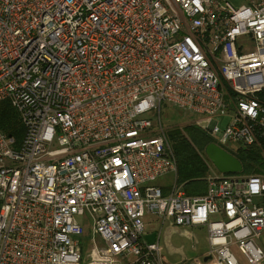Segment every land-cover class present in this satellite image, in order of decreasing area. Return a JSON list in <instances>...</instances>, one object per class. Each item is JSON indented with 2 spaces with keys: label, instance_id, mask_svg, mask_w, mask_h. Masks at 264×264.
<instances>
[{
  "label": "built area",
  "instance_id": "obj_1",
  "mask_svg": "<svg viewBox=\"0 0 264 264\" xmlns=\"http://www.w3.org/2000/svg\"><path fill=\"white\" fill-rule=\"evenodd\" d=\"M241 1L0 0V103L23 131L17 146L0 131V264H170L146 216L205 228L207 261L174 264L263 263L264 170L205 159V192L187 196L160 120L188 113L264 166V0Z\"/></svg>",
  "mask_w": 264,
  "mask_h": 264
},
{
  "label": "trees",
  "instance_id": "obj_2",
  "mask_svg": "<svg viewBox=\"0 0 264 264\" xmlns=\"http://www.w3.org/2000/svg\"><path fill=\"white\" fill-rule=\"evenodd\" d=\"M0 131L11 137L16 146L20 143L22 127L16 112L7 102L0 103ZM168 138L176 160V184L186 195H202L208 172L203 149L211 140L194 125L175 128L169 131ZM231 155L240 162L242 175L259 174L264 170L255 148H239Z\"/></svg>",
  "mask_w": 264,
  "mask_h": 264
},
{
  "label": "rangeland",
  "instance_id": "obj_3",
  "mask_svg": "<svg viewBox=\"0 0 264 264\" xmlns=\"http://www.w3.org/2000/svg\"><path fill=\"white\" fill-rule=\"evenodd\" d=\"M233 7L241 5V0H229ZM194 117L188 113L178 111L176 108L170 106H161L160 120L164 127H179L185 125H192ZM192 121V122H191ZM191 122V123H190ZM227 118H221L220 127H224ZM207 161L208 159L205 158ZM209 162V161H208ZM212 170H216L209 162ZM217 173V171H216ZM218 174V173H217ZM174 178L172 175H166L157 179L154 184L170 185L173 184ZM155 230L159 232L158 245L162 257L168 262H178L181 256L190 258L189 260H200L202 254L207 251V243L205 240V228H169L167 224L160 228V224H154ZM160 230V231H159ZM189 233V234H188ZM87 236V235H86ZM90 243L85 240L83 243L82 253L85 256L90 250ZM179 251V253H178Z\"/></svg>",
  "mask_w": 264,
  "mask_h": 264
},
{
  "label": "water",
  "instance_id": "obj_4",
  "mask_svg": "<svg viewBox=\"0 0 264 264\" xmlns=\"http://www.w3.org/2000/svg\"><path fill=\"white\" fill-rule=\"evenodd\" d=\"M204 155L220 174H236L242 170L241 164L236 158L212 143L204 147ZM154 239L155 233H151L145 237L148 243H152Z\"/></svg>",
  "mask_w": 264,
  "mask_h": 264
},
{
  "label": "crops",
  "instance_id": "obj_5",
  "mask_svg": "<svg viewBox=\"0 0 264 264\" xmlns=\"http://www.w3.org/2000/svg\"><path fill=\"white\" fill-rule=\"evenodd\" d=\"M203 154H204V149H203ZM204 158H206L205 157V155H204ZM208 173V172H207ZM168 175H170V174H168ZM166 176V175H165ZM164 177V176H163ZM156 186H158L160 189H161V192H162V194L163 195H167L168 193H169V191H170V187H171V185L172 184H170V185H157V184H155ZM182 188V187H181ZM183 190V189H182ZM204 192H205V189H204ZM204 192H203V194H204ZM183 193H184V191H183ZM185 194V193H184ZM186 195V194H185ZM187 196H189V195H187ZM191 196H198V195H191ZM144 223H145V231L147 232V234L149 235V234H151V233H153L152 232V230L154 229V223L151 221V218L150 217H148V216H146L145 218H144ZM165 224H167L168 226H169V228H174V227H172L171 225H169L168 223H165ZM164 224V225H165ZM163 226V225H162ZM161 226V227H162ZM194 228H198V227H194ZM189 234V233H188ZM258 244H259V246L261 247V249L263 250V253H264V230H263V232H262V234H261V236H260V238H259V241H258ZM178 253H179V251H178ZM180 254V253H179ZM206 255H207V251L204 253V254H202L201 255V257H200V260H204V259H206L205 261H207V257H206ZM181 259L182 258H185V256H181L180 257ZM185 259H190V258H185ZM165 260V259H164ZM166 261V260H165ZM180 261V260H179ZM178 261V262H179ZM205 261H203V262H205ZM167 263H170V264H174V263H177V262H168V261H166ZM262 264H264V261H263V263Z\"/></svg>",
  "mask_w": 264,
  "mask_h": 264
}]
</instances>
